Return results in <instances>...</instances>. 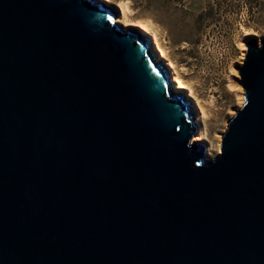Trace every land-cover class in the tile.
Wrapping results in <instances>:
<instances>
[{
	"label": "water",
	"instance_id": "water-1",
	"mask_svg": "<svg viewBox=\"0 0 264 264\" xmlns=\"http://www.w3.org/2000/svg\"><path fill=\"white\" fill-rule=\"evenodd\" d=\"M117 14L0 0V264H264V38L212 157Z\"/></svg>",
	"mask_w": 264,
	"mask_h": 264
},
{
	"label": "rangeland",
	"instance_id": "rangeland-1",
	"mask_svg": "<svg viewBox=\"0 0 264 264\" xmlns=\"http://www.w3.org/2000/svg\"><path fill=\"white\" fill-rule=\"evenodd\" d=\"M112 1L110 6L117 8L121 0ZM167 7L166 25L133 7L131 1L127 17L147 20L155 29L177 77L195 95L192 103L205 108L200 122L206 134L202 144L208 145L214 157L230 112L240 107L239 87H243L235 67L244 59L246 38H264V0H168Z\"/></svg>",
	"mask_w": 264,
	"mask_h": 264
},
{
	"label": "bare ground",
	"instance_id": "bare-ground-1",
	"mask_svg": "<svg viewBox=\"0 0 264 264\" xmlns=\"http://www.w3.org/2000/svg\"><path fill=\"white\" fill-rule=\"evenodd\" d=\"M97 1L103 2L109 6L113 2L112 0H97ZM116 7L119 8V9H117V10H119V12H118L116 17L118 19H120V20H116V24L123 26L125 28H128V29L136 30L140 34L145 35V38H147V40L149 42V46H150L149 50H150L151 56L154 58V60L156 62L163 63L165 65L166 69L168 70L169 80H170V84H171V87L173 88V90L178 94H182L183 96H185V98L187 100L190 101V103L192 105L193 113H194V119H195V122L198 126V133H197L198 135H196V137L194 136L192 141H198V142L204 143V141L206 139V134H205L204 128L200 125V122H201V119L206 116V110L202 105H200V104L194 105L192 103L191 98L195 99V95L193 94L190 87H188L184 82H182L181 79H179L177 77L176 70L174 67V63L171 61V59L168 58L166 50L160 45L155 29L148 23L147 20H144V19H128L127 13H129L131 11L130 1H128V0L117 1ZM259 40H261V38L258 39V41H257L258 44L260 43ZM239 90L241 93H240V98L237 101V104H238V106H241V104L243 102V93L244 92H243L241 87H239ZM234 113H235V110L233 109L230 112V117L233 116ZM226 123H227V121H226ZM220 136L221 135L219 134V138H220ZM219 142H220V139H219ZM203 146L205 149V153L211 156L212 151L208 147V145H203ZM218 151H219V144H218V148H217V152Z\"/></svg>",
	"mask_w": 264,
	"mask_h": 264
},
{
	"label": "trees",
	"instance_id": "trees-1",
	"mask_svg": "<svg viewBox=\"0 0 264 264\" xmlns=\"http://www.w3.org/2000/svg\"><path fill=\"white\" fill-rule=\"evenodd\" d=\"M133 7H139L149 12L160 25H166L170 13L168 12V0H130Z\"/></svg>",
	"mask_w": 264,
	"mask_h": 264
}]
</instances>
